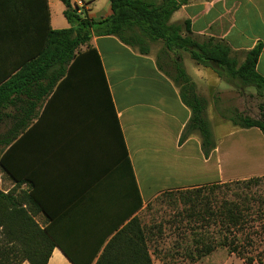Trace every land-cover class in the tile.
I'll list each match as a JSON object with an SVG mask.
<instances>
[{"label":"crops","instance_id":"obj_1","mask_svg":"<svg viewBox=\"0 0 264 264\" xmlns=\"http://www.w3.org/2000/svg\"><path fill=\"white\" fill-rule=\"evenodd\" d=\"M46 1L49 26L69 27L62 1ZM18 5L19 0H0V39L21 35ZM85 11L98 21L110 14L109 2L91 0ZM169 23L186 24L188 30L182 35L196 41L211 38L225 43L238 63L260 45L255 69L264 77V0H187L171 14ZM89 44L100 56L111 110L91 95L78 96L79 103L89 104H76L70 110L64 98L56 110L45 106L46 99L31 107L28 97L9 108L10 132L17 131L10 142L11 161L25 174L27 183L21 187L29 194L27 205L34 209L33 218L55 241L46 264L94 262L96 257L89 256L98 255L117 230L165 189L209 186L264 174L263 134L257 127L241 128L228 119L234 109L250 115L240 100L247 92L257 94L254 88L239 90L210 66L197 64L184 50L161 52V41L151 42L146 54L113 35H93ZM152 44L158 46L156 51ZM157 52L172 58L173 65L174 60L182 63L193 86L186 87L185 93L194 90L205 101L213 141L207 156L196 130H189L180 141L192 111L182 100V85L166 69L167 59L159 61ZM229 90L239 96L235 105L227 97ZM136 139L152 141L154 151H163L173 164L185 161L184 181L144 186L136 161L144 156L145 143ZM130 165L141 198V206L131 216ZM166 178L175 175L168 173ZM151 259L152 264H163L152 252ZM219 264L248 263L227 254Z\"/></svg>","mask_w":264,"mask_h":264},{"label":"trees","instance_id":"obj_2","mask_svg":"<svg viewBox=\"0 0 264 264\" xmlns=\"http://www.w3.org/2000/svg\"><path fill=\"white\" fill-rule=\"evenodd\" d=\"M61 1L69 27L52 29L49 26L46 0H19L17 19L21 35L0 39V125L7 126L0 133V169L15 187L8 191L0 188V264H20L24 260L30 264H46L55 246L49 230L39 227L33 218L34 209L26 208L29 194L21 187L26 185V177L10 158V142L17 131L10 132L9 108L11 104L24 103L28 97L31 107L46 99L45 106L56 110L61 109L64 98L66 110H70L76 104H89L79 103L78 96L91 95L96 103L107 105L111 110L100 56L89 44L93 35H113L142 54L149 52L151 42L161 41V52L184 50L197 64L210 66L219 77L239 90L252 87L259 96L264 92V77L255 69L260 45L247 51L244 60L238 63L225 43L211 38L196 41L182 35L183 30H188L186 24L169 23L171 14L187 0H108L110 14L98 21L90 19L85 10L79 13L70 0ZM174 69L175 78L182 85V100L192 111L180 141L189 130H196L201 139V150L207 156L213 141L204 112L205 101L194 90L185 93L186 87L192 89L193 86L182 63L174 60ZM228 119L241 128L257 127L264 136V113L255 118L234 109ZM129 175L131 216L141 206V198L131 165ZM261 179L264 175L236 181L240 184L227 190L232 193L224 196L215 212L202 205L199 199L188 198L190 206L186 217L203 222L215 216L220 223V239L216 244L213 239L207 241L200 233L196 234L193 246L197 256H205L218 246L245 263L264 264V248L258 251L260 245L249 234L252 213L247 194L250 188L246 184ZM226 184L201 187L212 190ZM17 188L22 190L17 191ZM151 232L134 215L111 236L98 255L92 253L89 256L96 257L94 262L71 260L72 257L65 254L72 264H152L148 244Z\"/></svg>","mask_w":264,"mask_h":264},{"label":"rangeland","instance_id":"obj_3","mask_svg":"<svg viewBox=\"0 0 264 264\" xmlns=\"http://www.w3.org/2000/svg\"><path fill=\"white\" fill-rule=\"evenodd\" d=\"M152 47L155 51L158 49L157 45L152 44ZM157 55L159 61H162L163 57L167 59L161 53L157 52ZM167 57L168 66L166 69L175 75L172 58L169 59V56ZM229 91L231 92L227 94V97L231 98L232 104L235 105L237 100L239 101V96L236 91ZM247 93L241 97L240 101L247 108L251 117H259L261 113H264V92L262 96ZM5 129L6 126L0 125V133ZM136 140L139 144L143 142V139ZM144 140V156L139 157L136 161V167L142 184L144 186H167L183 182V177L188 169L185 161L173 164L171 161L166 160L163 151L160 153L154 151V143L152 141ZM1 150L2 147H0V154ZM168 173H173L175 178H166ZM248 178L251 177L227 180L224 183L230 186H226L227 184L221 185L212 190L209 187L165 189L149 203H146L145 207L139 212L138 217L141 223L152 231L148 243L154 257L162 261L163 264H219L227 255L225 248L217 246L211 253L205 256H197V253L194 251L193 241L196 234L200 233L207 241L213 239L214 244L218 243L220 239V223L217 222L215 216H212L210 219L207 218L203 222H195L196 220L193 217H186L190 206L188 198L199 199L203 203L202 205L208 206L209 209L215 212L218 210L219 202L224 196L228 192L232 193V191L227 190L233 189L240 184V182L236 181ZM231 181L233 182L232 184L230 183ZM12 184L0 169V188L5 191L9 189L14 190L15 187ZM246 184L250 188L247 194L252 213L248 225L250 227L249 234L260 245L258 249L260 251L264 248V179L257 182L251 181ZM18 190H22V188H17ZM26 208L30 209L32 206L27 205ZM192 228L196 230L194 231ZM193 231L195 233H192ZM243 237L246 238V234Z\"/></svg>","mask_w":264,"mask_h":264},{"label":"built area","instance_id":"obj_4","mask_svg":"<svg viewBox=\"0 0 264 264\" xmlns=\"http://www.w3.org/2000/svg\"><path fill=\"white\" fill-rule=\"evenodd\" d=\"M90 1L91 0H76L74 4L76 5L78 12L81 13L82 10L87 8V5Z\"/></svg>","mask_w":264,"mask_h":264}]
</instances>
